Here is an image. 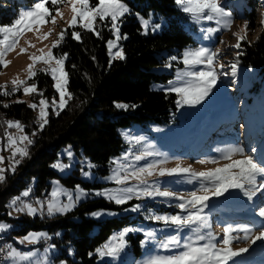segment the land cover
Returning a JSON list of instances; mask_svg holds the SVG:
<instances>
[{
    "label": "snow or ice",
    "instance_id": "snow-or-ice-1",
    "mask_svg": "<svg viewBox=\"0 0 264 264\" xmlns=\"http://www.w3.org/2000/svg\"><path fill=\"white\" fill-rule=\"evenodd\" d=\"M68 3L72 13L68 20V28L79 26L80 28L94 33L98 38L100 32L97 31L98 24H110V32L113 39L106 42L109 65L115 59L124 60L125 54L119 45V41L127 39V35H121L120 24L122 18L130 13L129 7L123 0H34V2L26 9L21 10L17 17L10 23L0 25V67H7L8 61L5 60L7 53L12 51L19 42V37L26 31H32L35 26L39 31V26L46 23L56 22V17L63 18L59 5ZM175 4L196 24H202L206 21L215 23V27L201 28L202 38L205 41H211L214 35L222 30H230L233 25L232 13L226 11L221 5L220 0H175ZM55 15H52V12ZM142 34L146 35L148 30L156 31L160 29V24L152 23L151 18L139 16ZM264 17V14H262ZM248 21L244 22V27L239 32H233L236 43L229 47L235 49V57L243 55L241 42L246 40ZM264 27V18L261 20ZM51 33H45L43 38H47ZM67 29H61L58 38L53 42L47 52L41 49L40 55H31L29 59L32 61L28 65V78L32 79L37 75L34 65L42 61L48 65L47 69H41L46 74H50L54 81L53 87L59 94V100L55 98L51 102L44 98L43 93L38 91L35 83L26 85V81L14 79L12 80L13 88L11 91L3 90L6 86L0 85V95L5 97L15 94L21 88L25 95L38 94V105L29 103L28 107L35 110L39 108L37 116L38 128L43 129L48 123V111L50 104L55 108L64 109L68 100H71L72 94L67 89L68 73L65 70V60L67 53L56 56L53 49L58 47L64 41ZM74 40H81V33L72 31ZM224 44V41H221ZM115 50V51H114ZM21 53L25 51L20 49ZM223 49H213L208 46H198L195 48H186L180 57L171 56L169 61L179 60L184 65L183 68L177 69L175 79L169 80L167 87H164L166 93H175L177 99L176 107H195L205 101L213 92L217 82L221 76L231 75L233 78L237 75L238 59H234L227 64L220 63L219 69L216 67V61L222 57ZM93 59H95L93 57ZM55 66H52V64ZM171 63H166L165 67H171ZM230 71H223V69ZM235 82V81H233ZM22 103V101H17ZM5 108L9 105L4 104ZM118 109L127 110L129 108L138 107L135 104L116 103ZM59 115V112L56 113ZM3 124L7 126L5 136L7 139V147L11 149L10 161L7 168L0 166V183L6 180L5 173L15 172L16 165L21 160L29 156L28 146L33 144V140L28 135H13L7 129L15 128L18 132L23 133L24 125L18 120H4ZM159 130V129H157ZM33 136L36 135L34 132ZM125 139L128 142V150L119 158L110 161L114 165L110 175L104 177L106 181H110L116 185L114 188H105L95 191L96 196H103L109 201L117 205L127 204L133 198L140 200L143 198L155 199L162 198L165 202L176 201L175 207L180 211L176 214H155L149 211L147 219L162 222L166 228L175 230L174 235H167L157 244L158 250L169 252L171 254H160V251L147 256L137 264H237L236 258L242 256L249 251V248L257 241H264V204L255 209V215L260 217V226L258 231H253V226L244 224L227 223L222 226L221 233H215L212 230V224L209 214L205 209L209 207V201L212 198L224 196L230 190H238L239 193L249 202L254 201V197L258 193L264 194V162L257 161L253 153L257 151L255 147L251 148V152L241 143L227 144L225 146H217L212 151L217 155L205 156L197 161L200 164H218L220 160L227 161L218 167L208 168L203 171L194 170L191 165L182 166L179 162L175 167H161L169 162L167 153L161 152L154 144L145 142L143 136H136L125 133ZM139 146V148H137ZM69 159L72 158V152L67 151ZM20 158L17 159L16 157ZM239 157V158H236ZM5 157L0 156V165H3ZM144 162V163H141ZM52 168L64 171L69 168V164L59 161L51 165ZM89 169L95 165L88 163ZM85 177L90 176V172L82 171ZM149 177L156 179L149 180ZM179 178L175 183H186L192 185V190L187 195L171 190L169 187H163L160 178ZM52 190L47 194V198L41 200L36 199L34 202L25 200L30 196L31 188L22 191L18 196L11 199L7 205L14 212L25 213L28 216L37 214L48 217L55 215H64L71 211L78 202L89 196V193L80 185H76L74 189H67L60 186L57 181H53ZM198 185V187H197ZM65 197L66 199H61ZM141 205L136 204L130 210L135 212L140 209ZM102 213H91L94 217H99ZM111 214V213H109ZM9 215H12L9 212ZM11 227L7 223H0V232L6 231ZM187 230L188 234L181 237L180 233ZM140 231L137 228L126 227L123 230L114 233L108 240L95 249V255L99 259L105 257L112 260L117 259L126 249V234L130 232ZM243 233V235H239ZM59 235V233H57ZM145 240L141 241V245L154 241L156 239L155 231H146L144 233ZM50 239L47 232H29L23 236L19 243L35 245L43 240L46 247L43 254L35 251H21L12 245H5L0 248V253H4L2 261L7 264H49L48 253L54 246L47 245ZM251 241L248 247L234 248L233 244L240 241ZM71 253V249H69ZM93 253L90 252L89 256ZM60 264H66L61 261Z\"/></svg>",
    "mask_w": 264,
    "mask_h": 264
},
{
    "label": "trees",
    "instance_id": "trees-1",
    "mask_svg": "<svg viewBox=\"0 0 264 264\" xmlns=\"http://www.w3.org/2000/svg\"><path fill=\"white\" fill-rule=\"evenodd\" d=\"M9 1V0H7ZM31 1V0H30ZM28 1V2H30ZM130 7V13L122 18L121 35L127 39L121 41L125 54L124 60L115 59L109 65L107 40L111 37L109 24H98V38L94 33L80 28L78 25L67 29L64 41L53 49L57 55L67 53L65 70L68 73L67 89L72 94L67 106L60 109L59 115L48 108V123L43 129L38 128L34 110L24 101L13 100L21 92L3 96L0 95V116L4 120H18L24 125V133L34 142L28 146L29 156L16 165L15 172H6V180L0 183V222H16L19 226L5 234L0 233V241H7L12 235L25 234L30 229L46 228L54 234L51 242L71 247L73 264H110L101 261L95 255V249L102 245L117 229L137 223L138 215H124L106 219H94L86 216L97 209H119L131 205H116L104 198H87L73 210L54 217H29L23 214L19 218L8 215L7 203L10 198L18 196L22 190L31 185L33 197H44L49 192V180L57 174L51 168V163L57 157V152L66 146L80 152L95 165L92 168L97 174H107L112 158L118 156L125 148V143L119 133L124 127L133 124H145L148 121L168 122L176 109V96L163 90H154L152 82L166 81L170 71L158 70L165 65L168 56L180 54L183 48L194 44L193 33L184 28L187 20L182 11L176 8L175 0H123ZM95 3L96 0H91ZM249 10L244 9V16L249 26L254 28L255 11L258 2H247ZM264 4V0H263ZM18 8L0 5V24L11 23ZM132 12L143 16L162 17L166 22L158 33L142 34L140 22ZM72 31L81 33V40L72 38ZM243 55L240 62L255 68L260 80H264V27L257 32L251 42H244ZM93 57L95 59H93ZM39 91L45 96L54 92L52 78L43 73L35 78ZM254 91V88L252 89ZM51 92V93H52ZM38 94H34L36 96ZM116 103L135 104L138 107L127 110L118 109ZM8 104L5 108L3 105ZM6 125L0 123V137L5 135ZM10 131V129H7ZM36 135H32L33 133ZM64 185L74 187L80 184L85 188L100 187V184L90 183L78 177L77 169L71 174L58 177ZM54 218V219H53ZM57 229L61 234L56 236ZM141 234H129L128 240L134 255L140 253L139 241ZM44 244V243H42ZM92 252L93 255L89 256ZM58 258L70 260L63 248Z\"/></svg>",
    "mask_w": 264,
    "mask_h": 264
},
{
    "label": "rangeland",
    "instance_id": "rangeland-1",
    "mask_svg": "<svg viewBox=\"0 0 264 264\" xmlns=\"http://www.w3.org/2000/svg\"><path fill=\"white\" fill-rule=\"evenodd\" d=\"M0 0V5L4 7L10 8H18V13L21 10L28 8L34 0ZM248 1L253 3L258 2V8L255 11V25L254 28H251L248 23L246 40L242 41V51L244 49V42L253 41L257 32L262 29L261 20L262 14H264V4L263 0H220L221 5L225 8L226 11H230L232 13L233 25L230 30H222L216 33L211 41H205L202 38L201 28L207 27H215V23L211 21L203 22L202 24L194 23L188 14L184 13L176 4V8L184 13L187 20L184 23V28L193 33L195 42L194 44L188 45L182 49L180 54H171L168 56L167 61L171 56L180 57L182 52L186 48H195L201 45L211 47L213 49H223L224 53L221 58L216 61V67L219 69L220 63L227 64L228 62L238 59L239 63L237 65V75L233 78L231 75L221 76L217 82L216 87L213 89V92L209 95V97L203 101L200 105L195 107L184 106L179 110L175 109V112L172 114L170 120L168 122H156V121H148L145 124H133L129 127H124L119 130V133L125 143V148L120 152V154L115 158H119L123 155L124 152L128 150V142L125 139V133L143 136L145 138V142L154 144L158 150L161 152L167 153L169 156V162L161 165V167L172 168L175 167L179 162L182 166L191 167L196 171H203L208 168L218 167L227 161L220 160L218 164H200L197 161L203 159L205 156L217 155V153L212 150L217 146H225L227 144L241 143L245 146L246 151L251 152V148L255 147L257 151L253 153L254 158L257 161L264 162V80H260V76L258 75L255 68L250 66H246L241 64L240 56L235 57V49H231L226 46H230L236 43V38L232 35L233 32H239L242 27H244V22L248 21L244 16L243 10H249ZM124 2V1H123ZM126 5L127 3L124 2ZM128 6V5H127ZM129 7V6H128ZM60 11L63 13V18L60 16L56 17L55 24L46 23L39 26V31L36 30L35 26L32 31H26L19 37V42L16 47L7 53L5 56V60L8 61L7 67H0V85L6 86L3 90L11 91L13 88L12 80L19 79L26 81V85L35 83L38 87L37 80H35L38 75L45 73L44 71H40L41 69H47L49 66L44 64L42 61L37 62L34 65V69L37 71V75L32 79L28 78L27 68L32 61L29 59L31 55H40L41 49L44 52H47L48 48L51 47L53 42L58 38V34L61 29H65L68 27V20L71 18L70 5L68 3H64L59 5ZM130 9V7H129ZM131 11V10H130ZM132 15L135 16L136 20L139 22L137 17V12H132ZM52 15H55V12H52ZM139 16H143L139 14ZM144 18H151L152 23L160 24V29L156 31L148 30V33H158L160 32L167 21H165L162 17H154L153 15L143 16ZM14 18V19H15ZM13 19V20H14ZM12 20V21H13ZM10 24V23H8ZM1 25V24H0ZM110 28V24H109ZM51 33L47 36V38H43L45 33ZM114 37L111 34L109 39H113ZM108 39V40H109ZM123 40V39H122ZM119 41L120 47L121 41ZM221 41H224V44H221ZM24 48L25 51L21 53L20 49ZM115 51V50H114ZM54 53V51H53ZM56 56H60L54 53ZM109 57V55H108ZM173 66L170 71V76L166 81L161 82H152L150 87L154 90H163L164 87H167L169 80H174L177 69L183 68L184 65L179 60L177 61H169ZM168 62V63H169ZM52 66H55L54 62ZM158 70L160 71H169V68H166L165 65L159 66ZM223 71H230L225 68ZM50 75V74H49ZM51 77V75H50ZM235 81V82H233ZM54 81L52 80V89L54 92L48 94L47 98L49 102L55 98L57 101L59 100V94L53 87ZM164 86V87H161ZM254 88V91L252 90ZM21 92L20 96H17L13 100L15 101H24L27 104L36 103L38 105L39 99L41 98L39 95L34 96L25 95L23 89L19 90ZM39 91V88H38ZM18 92V91H17ZM16 92V93H17ZM41 92V91H39ZM175 94V93H174ZM176 99L178 98L175 94ZM54 112H57L59 109L58 106L53 108V106H49ZM48 111V109H47ZM39 113V108L34 110L35 121H37V116ZM49 113V111H48ZM4 118L0 116V123H3ZM159 129V130H157ZM13 135H27L24 133L18 132L15 128H11L10 131ZM139 148V146H137ZM72 152V158L69 159L67 155V151ZM0 156L5 157L3 166L5 168L8 167L10 161L8 157L11 156V149L7 147L6 136L3 138L0 137ZM17 159L20 157L17 156ZM239 158V157H236ZM57 161L69 164L70 167L65 169L64 171H60L58 169H54V172L57 174L56 177H53L49 180L50 187L49 192L52 190L53 181H57L60 186H63L67 189H74V187L64 185L60 182L58 177H63L68 174H71L74 169H77L78 177L86 182L97 183L100 184V187H88L85 188L80 185L81 188L88 191L89 196L83 198L80 202L85 201L87 198H104L103 196H96L95 191L103 190L105 188H114L116 185L110 181H106L104 177H107L111 173L112 167L114 165L110 164V168L107 174L100 175L95 171L89 169L87 167L88 163H91L88 157L83 155L80 152H75L72 150L70 146H66L61 148L57 152V157L53 160V163ZM144 163V162H141ZM92 164V163H91ZM82 171L90 172L89 177H85L82 175ZM149 180L156 179V177H149ZM177 178H160L161 185L163 187H169L171 190L177 191L180 194L187 195V192L192 190L193 186L188 185L186 183H175ZM31 188V185L29 186ZM198 187V185H197ZM28 189V188H27ZM26 190V189H24ZM22 190V191H24ZM21 191V192H22ZM13 198V197H12ZM8 201L7 205L11 201ZM43 200V197L40 196L33 197L30 193V196L24 198L30 202H34L36 199ZM61 199H66L65 197H61ZM107 200L106 198H104ZM135 202L126 207L119 209H97L91 211L86 214V216L94 218V219H106L112 217H120L127 215L129 217L133 215H138L137 223L129 224L126 227L137 228L140 231L130 232L131 234H141V238L139 241L140 253L138 255H134L131 249L130 242L128 240V236L130 233L126 234L127 247L125 251L115 260L110 258L100 259L101 261H105L110 264H137L138 261H142L147 256L154 254L160 250L157 248V244L160 240H162L167 235H174L175 230L172 228H166L162 222H156L146 217L149 215V211L155 214L163 215V214H176L180 210L175 207L176 201H168L165 202L162 198H143L137 200L133 198ZM130 200V201H132ZM109 201V200H107ZM78 202L77 205L80 203ZM112 202V201H109ZM129 202V201H128ZM114 203V202H112ZM115 204V203H114ZM140 204L141 207L138 211H131L130 209L136 205ZM261 204H264V194L258 193L256 197H254L253 202L247 201L245 197H243L238 190H230L224 196L219 198H212L209 201V207L205 209V212L209 214V218L212 224V230L215 233H221V228L223 225L227 223L232 224H244L248 223L253 226V231H258L260 226V217L255 215V209L253 205L258 208ZM76 205V206H77ZM117 205V204H116ZM75 206V207H76ZM74 207V208H75ZM73 208V209H74ZM72 209V210H73ZM9 212L12 215H9ZM70 212V211H69ZM100 212L102 213L99 217H94L91 213ZM111 213V214H109ZM25 213H18L12 211L11 208L8 207V215L13 218H19ZM26 215V214H25ZM39 215V214H37ZM59 214L55 215L58 216ZM28 216V215H27ZM41 216V215H39ZM30 217V216H29ZM33 217V216H31ZM41 217H48L47 215ZM49 218V217H48ZM54 219V218H53ZM0 223H7L11 225V227L1 234L7 233L9 230L13 228H17L19 226L18 223H12L7 221H1ZM126 227L120 228L124 229ZM47 232L49 237L52 238L54 234L50 233L48 229L42 228L38 230H29V232ZM146 231H155L156 239L154 241H150L143 246L141 245V241L145 240L144 233ZM25 234H15L12 235L7 241L8 245H12L13 247L18 248L21 251H35L38 254H43V249L46 247V244L43 240L39 243L32 245L25 242L24 244L19 243L21 238ZM56 236L61 234V230L57 229L55 232ZM59 233V235H57ZM114 232L111 234V236ZM187 230L180 233L181 237L187 235ZM239 235H243V233H239ZM108 240V239H107ZM106 240V241H107ZM105 241V242H106ZM104 242V243H105ZM44 243V244H42ZM251 241L240 240L233 244L234 248L239 247H248ZM52 247L48 253L49 264H60L61 261H65L66 264H73L72 261L73 255L72 252L69 253V249L71 247H64L63 244H58L50 241ZM65 249L67 255L70 260L66 258H58L62 249ZM72 251V250H71ZM160 254H171L169 252H162ZM237 264H264V241H257L253 244L249 251L244 253L242 256L236 258ZM2 264H7L4 262ZM231 264V262H230Z\"/></svg>",
    "mask_w": 264,
    "mask_h": 264
},
{
    "label": "built area",
    "instance_id": "built-area-1",
    "mask_svg": "<svg viewBox=\"0 0 264 264\" xmlns=\"http://www.w3.org/2000/svg\"><path fill=\"white\" fill-rule=\"evenodd\" d=\"M6 141H7V139H6ZM47 194L43 197V199L47 198ZM117 232H118V229L114 233H117ZM4 245H6V242H3V244H0V248H3ZM1 261H2V253H0V262Z\"/></svg>",
    "mask_w": 264,
    "mask_h": 264
},
{
    "label": "bare ground",
    "instance_id": "bare-ground-1",
    "mask_svg": "<svg viewBox=\"0 0 264 264\" xmlns=\"http://www.w3.org/2000/svg\"><path fill=\"white\" fill-rule=\"evenodd\" d=\"M122 230H123V229H122ZM119 231H121V230H118V232H119ZM50 241H51V240H48V241H47V245L50 244ZM3 242H5V241H4V240H3V241H0V244H3ZM6 245H8L7 242H6ZM4 246H5V245H4ZM4 246H3V247H4ZM3 255H4V253H2V256H3ZM2 263H4V261H1V262H0V264H2Z\"/></svg>",
    "mask_w": 264,
    "mask_h": 264
}]
</instances>
